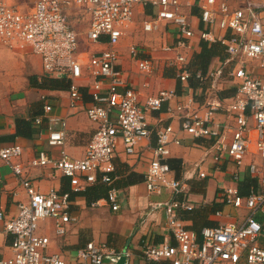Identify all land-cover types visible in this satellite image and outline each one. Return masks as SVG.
I'll use <instances>...</instances> for the list:
<instances>
[{
  "label": "built area",
  "instance_id": "1",
  "mask_svg": "<svg viewBox=\"0 0 264 264\" xmlns=\"http://www.w3.org/2000/svg\"><path fill=\"white\" fill-rule=\"evenodd\" d=\"M77 6L86 7L91 14L88 38L99 43L108 37L110 48L89 59V74L94 78L91 86L90 102L87 108L89 120L96 125L92 139L86 147L83 158H73L62 151L59 158L51 157L47 151L40 150L36 156L23 164V148L16 143L0 144V164L10 167L28 195V202L18 204V213L9 217L0 210V229L13 237V257L1 259L0 264H68L58 254H50L47 249L50 239L38 233L42 221H55L58 236L66 234V227L77 221L71 216L70 193L50 190L37 191L29 179V169L52 168L70 179L72 191L79 193L86 185L101 181L112 184L114 172L113 159L119 141L125 153L132 157L138 152L143 141L156 134L153 158L144 176L149 193L159 194L164 190L172 193L173 200L165 205L166 228L171 235L164 242L146 247L142 253L148 262L167 264H264V247L260 242L264 237V0L246 1L243 8L232 10L226 3L218 0H205L200 3L201 21L206 27L219 26L229 30L230 36H217L210 31H201L199 38L213 43H221L228 56L225 70H215L208 76L197 75L202 81L216 78L233 84L234 97L222 102L215 99L198 109H192L193 102L169 108L171 117L180 119L181 130L196 139H212L214 158L220 163L228 158L237 167L244 164L247 155L257 157L249 166L252 177L261 188L252 190L243 197L236 187L225 190L223 201L237 210L246 211L243 219L205 227L200 234L190 230L179 216L180 211H191L193 204L185 197V185L172 177L170 144L174 134L168 125L153 129L150 116L160 112L164 105L176 99V91H160L155 96L140 100V94L128 87L123 71L118 69L119 55L115 49L124 36L123 29L133 23L136 6L152 7L154 17L143 24L147 33L157 34L162 23L177 27L183 40L176 47L163 46L165 52L177 51L172 66H183L179 79L187 82L191 74L186 68L187 57L181 50L188 49L187 40L195 37L192 23L185 8L195 5V0H74ZM70 2L59 0H40L33 11L21 13L15 7L0 3V46H10L21 40L32 47L41 60L44 72L54 78L70 81L68 93L70 107L76 108L83 102V95L77 81L83 78V64L77 56L78 36L68 23ZM132 56L138 58L139 50L130 49ZM154 61L141 59L139 69L149 75ZM146 86V85H145ZM43 116L36 117L34 125L41 127L45 119H50L47 143L50 147H64L66 141L65 123L50 118L53 106L43 98ZM229 100V101H227ZM227 101V102H226ZM225 103V104H224ZM218 112L228 113L234 118L227 134H221L215 123ZM61 124L62 129L55 126ZM0 130V137H1ZM180 141L177 140L176 143ZM204 178L205 174L201 173ZM238 180V176H235ZM4 183L0 175V189ZM119 193L112 189L108 202L113 211H118ZM221 216L222 212H218ZM130 257L131 253H118L106 244L89 243L78 252L77 264H104L106 259Z\"/></svg>",
  "mask_w": 264,
  "mask_h": 264
},
{
  "label": "crops",
  "instance_id": "2",
  "mask_svg": "<svg viewBox=\"0 0 264 264\" xmlns=\"http://www.w3.org/2000/svg\"><path fill=\"white\" fill-rule=\"evenodd\" d=\"M38 1L40 0H0V3L15 7L21 13H29L33 11ZM59 1L71 3L67 20L78 36L76 57L83 64L84 76L77 81L83 95V102L76 108L70 107V95L67 87L61 88L62 82L51 83L47 88L40 87L45 79L58 78L51 77L44 72L41 58L33 52L30 45L18 40L10 46H0V130L2 133L0 144L21 145L23 156L20 161L25 165L40 150L47 151L55 159L60 157L62 151L67 152L73 158H83L96 128L87 116L91 86L94 83V78L89 74V59L92 55H98L109 49V39L105 36L99 43L90 41L88 32L91 25V14L88 9L75 5L74 0ZM246 1L248 0H218L219 3L228 4L232 10L243 8ZM251 1L260 2L261 0ZM180 2L186 3V0H180ZM202 2L204 3L205 0H195V5L183 9V12L189 16L196 33L194 38L187 40L188 49L181 50L187 57L185 66L191 74L187 82L179 79L183 66L170 64L175 59L177 51L162 50L163 46L176 47L177 42L183 40L177 27L163 22L161 31L157 34L143 30V24L154 17L152 7H135L133 23L123 29L124 36L115 48L119 55L117 67L123 71L128 87L139 92L142 102L147 97L155 96L163 90L176 91L175 100L164 105L160 112L151 114L150 124L154 130L168 125L173 127L174 134L169 146L170 160L173 161L172 177L181 181L186 188V194L179 195L177 199L182 200L187 197L195 210H200L206 205H222L219 211L222 212L221 216L216 215L218 212L215 214L206 211L198 214L195 222L190 218L191 215L183 212L182 215L187 216L185 224L193 231L204 227L208 222L219 225L237 222L245 217L246 211L226 205L223 201V194L231 187H236L240 191L239 185L246 178L255 179L250 174L249 166L257 160L256 156L249 154L241 167H237L228 158L220 163L216 162L213 149L215 142L209 138L196 139L185 133L181 130L180 119L171 117L172 115L168 113L169 108H176L179 104L190 101L193 102L192 109L194 110L215 99L223 103L225 99H231L232 96L229 91L234 89L233 84L225 82V79L219 81L213 77L202 81L197 77L200 74L202 77L208 76L215 70L230 69V66L226 69L224 66L228 57L213 58L205 72L195 65V60L202 50V43L214 44L200 39L201 31H210L217 36L227 35L226 37H229L231 33L217 25L206 27L201 21L200 3ZM131 47L139 50L138 58L132 56ZM141 59L154 61V68L149 75L140 71L139 61ZM61 80L67 79L62 78ZM221 93L223 97L229 98H222ZM226 93L231 96H226ZM43 98H46L53 106L50 118L59 119L65 123L64 147L48 145L50 119H45L41 127H36L33 122L36 132L32 137L16 135L18 119L31 120L35 116H43L45 105ZM214 124H218V126L214 125L215 129H218L221 134H227L230 138L227 130L229 126L234 125V118L231 115L218 112ZM55 127L63 128L61 124ZM177 140L180 142L176 143ZM155 145L156 134L154 132L151 138L143 141L139 146L137 154L130 157L125 153L122 141H119L117 153L113 159L115 180L110 185L119 193V210L113 211L107 194L96 199L93 193H88L94 184L86 185L84 191L73 194L70 214L76 217L77 221L67 225L64 236L56 234L54 220L47 219L40 223L38 233L50 239L47 252L60 255L68 264H77L78 252L93 242L106 244L118 253H131L128 257V264H167L166 262H148L142 253L146 247L160 244L171 236L166 228L165 205L173 200L174 196L168 190L159 194L149 193L144 183V176L153 158ZM201 173L205 174L204 178L200 177ZM0 175L4 180L0 189V210L9 217H15L18 213V204L28 202V195L9 166L0 164ZM28 176L34 188L39 192L48 193L50 190H57L60 193L72 192L70 179L52 168H30ZM235 176H238L237 181ZM257 185L258 187L252 190L261 188L259 183ZM259 220L264 222V217H260ZM12 242L13 237L0 229V260L13 257ZM260 244L264 247V237ZM104 264L116 263L110 258L106 259Z\"/></svg>",
  "mask_w": 264,
  "mask_h": 264
},
{
  "label": "trees",
  "instance_id": "3",
  "mask_svg": "<svg viewBox=\"0 0 264 264\" xmlns=\"http://www.w3.org/2000/svg\"><path fill=\"white\" fill-rule=\"evenodd\" d=\"M208 44L209 43H207V42L202 43V50L195 60V65L196 66L198 65L199 68H202L204 72H205V69H207V67L209 66V64L213 58L219 57L220 59H225L228 57L227 54L225 53V47L223 45H221L220 43H214V44H209V45ZM193 77L196 78V76H193ZM61 79H59V78L58 79H49V78L45 79L44 83L41 84L40 87L41 88H47L49 84L57 83V81H60V82H62L61 83L62 89L66 88V87H67V89H69L70 81L69 80H61ZM229 93L232 94V96L228 95L227 93H226V96H231L230 98L234 97L235 89H232L231 91H229ZM220 96L224 99L229 98V97H223L222 93L220 94ZM37 117H39V116H37ZM35 119H36V116H35V118H32L31 120L18 119V123H17L18 132L16 135L28 137V138L32 137L33 134L36 132V130L34 129L35 127L33 125V122H34L33 120H35ZM169 163H170V165L172 164L171 167H173V161L170 160ZM110 176L114 182L115 175L112 173ZM257 183L258 182L256 179L246 178L239 185L240 194L243 197H247L251 193L252 189H256L258 187ZM110 185L111 184L103 183L101 181V178H99L98 182L95 183L94 185H92L93 188L90 189V191H88V193H93L94 196L96 197V199H99L100 197H102L103 195L105 196L106 194L108 196L109 192L112 190V188H114V187L111 188ZM85 192H87V191H85ZM73 194H77V193L73 192V191L70 192L71 200L73 198ZM85 194H87V193H85ZM221 207H222V205H220V204H213V205H209V206L206 205L204 207H201L200 210L199 209L198 210L193 209L191 211H180L179 216H180L182 221H186L187 216H183L182 213L187 212L189 215H191L190 218L192 219V221L195 222V217L198 214L200 215L202 213H205L206 211H210L211 213L216 214L217 212H219L221 210ZM216 225H217V223L208 222L205 224L204 227H201L199 229L198 228L194 229V231L197 233H200L203 228L214 227ZM190 230H192V229H190Z\"/></svg>",
  "mask_w": 264,
  "mask_h": 264
},
{
  "label": "water",
  "instance_id": "4",
  "mask_svg": "<svg viewBox=\"0 0 264 264\" xmlns=\"http://www.w3.org/2000/svg\"><path fill=\"white\" fill-rule=\"evenodd\" d=\"M112 260H115L116 264H128V262H129V259L125 256L117 257V258L112 259Z\"/></svg>",
  "mask_w": 264,
  "mask_h": 264
}]
</instances>
